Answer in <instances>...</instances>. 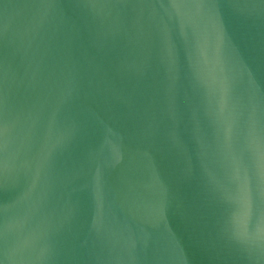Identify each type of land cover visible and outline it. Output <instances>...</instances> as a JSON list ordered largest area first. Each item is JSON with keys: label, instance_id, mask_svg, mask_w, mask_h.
I'll return each instance as SVG.
<instances>
[{"label": "water", "instance_id": "95a60500", "mask_svg": "<svg viewBox=\"0 0 264 264\" xmlns=\"http://www.w3.org/2000/svg\"><path fill=\"white\" fill-rule=\"evenodd\" d=\"M0 264H264V0H0Z\"/></svg>", "mask_w": 264, "mask_h": 264}]
</instances>
